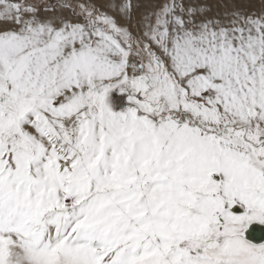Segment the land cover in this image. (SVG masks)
I'll return each mask as SVG.
<instances>
[{"label": "snow or ice", "instance_id": "6c2138e0", "mask_svg": "<svg viewBox=\"0 0 264 264\" xmlns=\"http://www.w3.org/2000/svg\"><path fill=\"white\" fill-rule=\"evenodd\" d=\"M264 0H0V264H264Z\"/></svg>", "mask_w": 264, "mask_h": 264}, {"label": "water", "instance_id": "95a60500", "mask_svg": "<svg viewBox=\"0 0 264 264\" xmlns=\"http://www.w3.org/2000/svg\"><path fill=\"white\" fill-rule=\"evenodd\" d=\"M253 242H264V230L258 229L252 233Z\"/></svg>", "mask_w": 264, "mask_h": 264}]
</instances>
